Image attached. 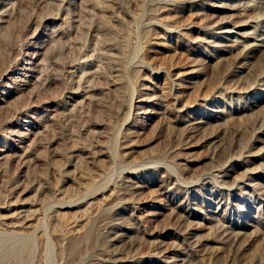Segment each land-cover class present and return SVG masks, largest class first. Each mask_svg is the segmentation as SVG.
I'll use <instances>...</instances> for the list:
<instances>
[{
    "label": "rangeland",
    "instance_id": "1",
    "mask_svg": "<svg viewBox=\"0 0 264 264\" xmlns=\"http://www.w3.org/2000/svg\"><path fill=\"white\" fill-rule=\"evenodd\" d=\"M0 264H264V0H0Z\"/></svg>",
    "mask_w": 264,
    "mask_h": 264
},
{
    "label": "bare ground",
    "instance_id": "2",
    "mask_svg": "<svg viewBox=\"0 0 264 264\" xmlns=\"http://www.w3.org/2000/svg\"><path fill=\"white\" fill-rule=\"evenodd\" d=\"M225 33H226V32H225ZM230 33H232V34L235 33V34L241 35V34H240V31H233V30H232V31H230ZM37 55H38V54H37ZM238 233H240V232H238ZM240 234H241V233H240ZM237 236H238V234H237ZM10 237H11V236H10ZM235 239H236V237H235ZM239 239H240V238H239Z\"/></svg>",
    "mask_w": 264,
    "mask_h": 264
}]
</instances>
